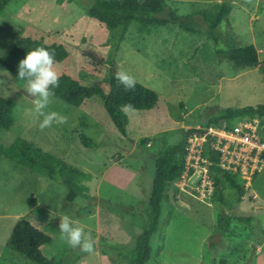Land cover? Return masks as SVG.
Segmentation results:
<instances>
[{"label":"rangeland","instance_id":"374dc122","mask_svg":"<svg viewBox=\"0 0 264 264\" xmlns=\"http://www.w3.org/2000/svg\"><path fill=\"white\" fill-rule=\"evenodd\" d=\"M166 1L186 16L204 8L214 11L224 0ZM230 2L228 23L219 27L221 44L255 45L258 66L236 68L216 54L210 34L187 31L174 22L145 32L133 23L119 42V29L88 14L93 0L7 4L0 12V95L13 99L15 109L14 124L3 129L0 139L10 144L21 137L62 158L85 175L65 173V179L87 188L70 202L66 187L0 155V264H38L7 246L22 217L52 237L42 251L57 258V264H129L130 248L148 220L159 152L197 126L211 124L209 120L226 108L264 103V0ZM197 21L202 23L200 17ZM38 46L55 52L60 76L46 111L68 118L43 130L42 118L26 97V82L5 67L15 49L27 54ZM110 56L117 69L122 67L160 94L152 109H126V135L115 127L99 94L88 91L71 100L62 98L78 85H97L108 92ZM82 133L97 145L86 147ZM143 137L150 138L147 144L141 143ZM228 191L224 198L230 202ZM172 194L163 203L160 227L150 239L153 251L147 264H264V165L241 201L230 202L237 215L252 217V222L235 221L226 234L217 223L223 205L219 194L210 204L188 199L191 207ZM63 215L87 226L96 241L94 253L72 248L60 238Z\"/></svg>","mask_w":264,"mask_h":264},{"label":"trees","instance_id":"16d2710c","mask_svg":"<svg viewBox=\"0 0 264 264\" xmlns=\"http://www.w3.org/2000/svg\"><path fill=\"white\" fill-rule=\"evenodd\" d=\"M10 1L0 0V12ZM59 1L62 2L64 0ZM231 11L232 3L230 0H224L214 11L204 8L196 12V14L193 13L186 16L177 14L166 0H93L92 5L87 10L88 14L93 18L109 25L113 29H119V42L124 39L126 32L133 23H136L135 25L139 31L145 32L151 29L150 26H161L174 22L187 31L210 34L215 43L216 54L232 61L236 68L258 66L261 60L258 48L255 45L221 44L222 38L219 27L225 21L228 23ZM198 17H200L202 23L197 21ZM25 56L26 54H22L15 49L5 62V67L16 78L18 76V64ZM110 59V89L108 92H105L97 85H78L66 90L62 94V98L71 100L78 94L88 91L99 94L115 127L126 135L129 125V115L126 109H152L158 104L160 94L138 80L133 90L125 89L123 85H120L115 80L114 73L118 69L113 57L110 56ZM17 80L26 82L18 78ZM129 105H131L130 108L128 107ZM14 109V100L0 95V137L3 129H9L14 124ZM254 116L264 119V103L235 108L229 107L209 121L211 124H225L230 127L241 117ZM187 136L184 135L180 142L161 150L156 158L149 199L148 220L136 238L135 244L130 248L129 264H147L151 259L153 247L150 239L160 227L163 203L171 198L169 189L183 170ZM80 139L86 147H95L97 145L85 133L80 135ZM149 140V137H143L141 143L147 144ZM0 155L24 164L66 187L68 189L67 200L70 202L74 201L87 188L85 185L75 186V183L72 185L71 181L64 177L65 173L75 174L76 177H84V173H81L79 168L66 163L62 158L46 152L35 143L24 138L18 137L10 144H5L0 139ZM207 155L216 161L213 165L217 187L215 195L219 194L221 204H223L218 212L217 223L221 233L226 234L235 221L247 224L252 222V217L237 215L233 204L230 203L232 201H241L246 191V186L243 178L237 172L220 169L218 166V155L212 154L209 150ZM259 172L254 175V178ZM226 189H229L230 202H227L224 198ZM51 241L52 237L48 233L36 227L27 218L22 217L14 224L7 240V246L38 264H57V258H50L42 251V246Z\"/></svg>","mask_w":264,"mask_h":264},{"label":"built area","instance_id":"2783aa9c","mask_svg":"<svg viewBox=\"0 0 264 264\" xmlns=\"http://www.w3.org/2000/svg\"><path fill=\"white\" fill-rule=\"evenodd\" d=\"M208 150L219 156L220 169L237 172L250 188L254 175L264 165V119L241 117L230 127L207 124L192 129L187 136L183 170L170 187V195L174 193V198L186 207H191L188 199L210 204L215 196L216 161L207 155Z\"/></svg>","mask_w":264,"mask_h":264},{"label":"clouds","instance_id":"9594fccd","mask_svg":"<svg viewBox=\"0 0 264 264\" xmlns=\"http://www.w3.org/2000/svg\"><path fill=\"white\" fill-rule=\"evenodd\" d=\"M46 43V42H45ZM19 80L26 81L25 92L31 100L34 114L42 118L39 123L41 130L49 128L53 123H67V117L56 111H46L55 96L54 89L59 87V73L56 70L55 52L45 46H38L27 52L25 58L18 64ZM114 78L127 90L136 87L137 80L130 72L118 67ZM129 108L131 105L128 106ZM87 226L78 219L68 215L60 216L59 232L61 239L72 248H79L82 252L92 254L96 241Z\"/></svg>","mask_w":264,"mask_h":264}]
</instances>
